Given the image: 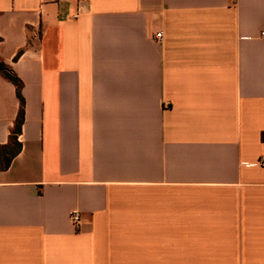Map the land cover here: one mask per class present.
<instances>
[{
    "label": "crops",
    "instance_id": "1",
    "mask_svg": "<svg viewBox=\"0 0 264 264\" xmlns=\"http://www.w3.org/2000/svg\"><path fill=\"white\" fill-rule=\"evenodd\" d=\"M262 32L264 0H0V264H264ZM20 108L0 74V152Z\"/></svg>",
    "mask_w": 264,
    "mask_h": 264
},
{
    "label": "trees",
    "instance_id": "2",
    "mask_svg": "<svg viewBox=\"0 0 264 264\" xmlns=\"http://www.w3.org/2000/svg\"><path fill=\"white\" fill-rule=\"evenodd\" d=\"M0 74L3 75L7 80H9L11 83L15 85L17 95L21 101V108L18 114L15 128L10 136V142L8 145L2 147L3 150L2 152H0V161H3L4 165L8 167L13 156L18 153L21 147L20 143L18 142V136L21 134L22 125L24 122L23 99L21 94L22 82L20 78L13 72L10 66L1 60H0Z\"/></svg>",
    "mask_w": 264,
    "mask_h": 264
},
{
    "label": "built area",
    "instance_id": "3",
    "mask_svg": "<svg viewBox=\"0 0 264 264\" xmlns=\"http://www.w3.org/2000/svg\"><path fill=\"white\" fill-rule=\"evenodd\" d=\"M163 36H164L163 32L160 31L156 34V39L158 41H162ZM261 37L264 38V32L261 33ZM259 165L264 167V161L260 162ZM70 219H71V222L73 223V225L78 227L80 222H81V215L78 211H74L71 213Z\"/></svg>",
    "mask_w": 264,
    "mask_h": 264
}]
</instances>
